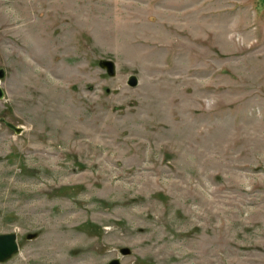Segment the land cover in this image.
<instances>
[{"label":"rangeland","instance_id":"374dc122","mask_svg":"<svg viewBox=\"0 0 264 264\" xmlns=\"http://www.w3.org/2000/svg\"><path fill=\"white\" fill-rule=\"evenodd\" d=\"M0 69V264H264V0H0Z\"/></svg>","mask_w":264,"mask_h":264},{"label":"water","instance_id":"95a60500","mask_svg":"<svg viewBox=\"0 0 264 264\" xmlns=\"http://www.w3.org/2000/svg\"><path fill=\"white\" fill-rule=\"evenodd\" d=\"M100 66L107 70L108 74L111 76H114L116 73V67L113 61L111 60H101ZM4 71L0 69V80L4 78ZM129 85L136 86L137 85V79L135 76L130 77L129 79ZM5 97V91L0 86V100H2ZM17 134H20L22 132V128L15 127L13 125H9ZM31 239L37 237V233L31 234L29 236ZM19 244H18V236L15 233L10 234H4L0 235V261H4L11 256H13L16 252L19 251ZM121 253L123 255H128L131 253L130 248H123L121 249ZM108 264H122L121 260L119 258L111 260Z\"/></svg>","mask_w":264,"mask_h":264},{"label":"bare ground","instance_id":"6f19581e","mask_svg":"<svg viewBox=\"0 0 264 264\" xmlns=\"http://www.w3.org/2000/svg\"><path fill=\"white\" fill-rule=\"evenodd\" d=\"M18 244H19V241H18Z\"/></svg>","mask_w":264,"mask_h":264}]
</instances>
